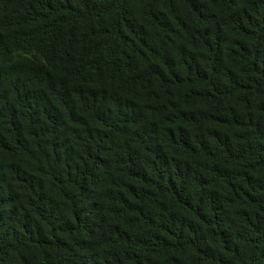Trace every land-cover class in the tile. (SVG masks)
I'll return each instance as SVG.
<instances>
[{"label":"trees","instance_id":"16d2710c","mask_svg":"<svg viewBox=\"0 0 264 264\" xmlns=\"http://www.w3.org/2000/svg\"><path fill=\"white\" fill-rule=\"evenodd\" d=\"M0 264H264V0H0Z\"/></svg>","mask_w":264,"mask_h":264}]
</instances>
